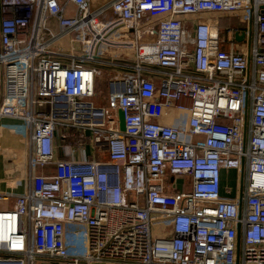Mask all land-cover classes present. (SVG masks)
<instances>
[{"label": "built area", "instance_id": "1", "mask_svg": "<svg viewBox=\"0 0 264 264\" xmlns=\"http://www.w3.org/2000/svg\"><path fill=\"white\" fill-rule=\"evenodd\" d=\"M0 90L28 132L0 264H264V0H0Z\"/></svg>", "mask_w": 264, "mask_h": 264}, {"label": "crops", "instance_id": "2", "mask_svg": "<svg viewBox=\"0 0 264 264\" xmlns=\"http://www.w3.org/2000/svg\"><path fill=\"white\" fill-rule=\"evenodd\" d=\"M103 2L99 3L98 0H94L95 6H101L111 0H102ZM210 17L219 18L220 28L226 26L224 24L221 27L222 21L225 19H220V16L217 14L208 15ZM201 19L206 18L203 15L198 16ZM52 25L55 27L53 21ZM119 52L118 54H120ZM123 57H130L129 53L122 52L120 55ZM2 91L0 90V98ZM55 145V140H54ZM70 156L59 155L57 150L54 149V160H71L72 152L70 148ZM90 154V153H87ZM27 157H28V132L21 125L18 120L11 118H3L0 120V193H10L11 195H18L22 193L27 187L28 182V167H27ZM74 158H77L74 155ZM35 174H44L52 175L54 173L53 166H47L44 168H36ZM225 172H222V187L221 194L225 197H234L236 194L230 195V192H227L229 187L224 186L223 184V175ZM16 181H20V185H15ZM14 198H10L7 202H1L3 207H11L13 205Z\"/></svg>", "mask_w": 264, "mask_h": 264}, {"label": "rangeland", "instance_id": "3", "mask_svg": "<svg viewBox=\"0 0 264 264\" xmlns=\"http://www.w3.org/2000/svg\"><path fill=\"white\" fill-rule=\"evenodd\" d=\"M99 3L103 2L102 0H98ZM225 20L222 21L221 23V27L226 24L229 26H237V22L235 20L234 16H228L226 18H224ZM74 48L77 49V51L79 50L80 46L78 44L74 45ZM69 51V50H67ZM114 75H116V70L114 69H102V75L98 78L97 83H96V98L94 99V103L97 106H103L106 103V96H107V92L108 90L106 89L107 86V80L111 79ZM180 116V114H179ZM64 134L66 136L69 135V133L67 131H63V130H59L57 129L55 132V150H57V152L59 153V155H63V156H70V147H69V141L67 140L66 144H64L60 138L59 135ZM75 141V136L72 137V141H70L71 143H73ZM86 153H90L92 151L91 147H84ZM73 150V149H71ZM168 183H170V178L167 179ZM239 177H238V173L234 170H227L225 171L224 175H223V184L226 187H229L230 189H227V192H230V195L236 194L238 192V188H239ZM20 181H16L15 185H20ZM5 209L3 207V204L0 203V210ZM158 229V227H157ZM156 228L153 227V232L155 230H157ZM159 231V229H158Z\"/></svg>", "mask_w": 264, "mask_h": 264}, {"label": "water", "instance_id": "4", "mask_svg": "<svg viewBox=\"0 0 264 264\" xmlns=\"http://www.w3.org/2000/svg\"><path fill=\"white\" fill-rule=\"evenodd\" d=\"M236 41H241V37L236 36L235 37ZM118 119H119V128L121 131L124 130V116L123 113L121 111L118 112Z\"/></svg>", "mask_w": 264, "mask_h": 264}]
</instances>
